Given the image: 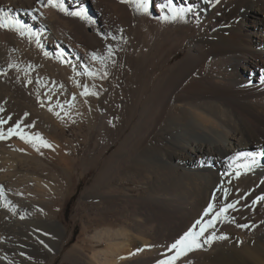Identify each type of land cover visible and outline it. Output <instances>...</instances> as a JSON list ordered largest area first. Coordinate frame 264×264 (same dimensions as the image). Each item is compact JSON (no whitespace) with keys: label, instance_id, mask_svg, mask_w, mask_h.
I'll use <instances>...</instances> for the list:
<instances>
[{"label":"bare ground","instance_id":"6f19581e","mask_svg":"<svg viewBox=\"0 0 264 264\" xmlns=\"http://www.w3.org/2000/svg\"><path fill=\"white\" fill-rule=\"evenodd\" d=\"M165 2L150 0L145 14L121 0H64L69 11L86 10L87 22L39 0H0V15L7 12L32 33L0 28V120L10 117L0 130L22 122L23 132L50 142L43 133L50 122L19 118L26 92L23 82L5 74L3 59L14 48L23 65L56 78L69 73L71 92L95 93L71 112L83 116L77 124L84 125L86 142L96 137L83 164L85 176L98 169L85 193L95 208L84 215L97 250L87 257L85 240L65 260L264 264V0H173L177 8H192L176 21L163 19L170 15L160 10ZM206 28L212 34L177 59L178 50ZM18 139H1L0 155L16 157L47 178L16 162L10 165L14 182L0 176V264H45L65 234L57 221L65 196L58 171L65 176L74 165L65 152L54 153L51 142L27 143L26 151ZM245 153L256 158L247 172L239 166L252 163L251 157L235 159ZM129 181L144 186L145 195L130 194ZM228 204L235 208L199 237L201 247L177 257L172 245L189 231L199 232L197 221L208 223ZM92 210L100 211L98 218ZM122 212L133 218H121Z\"/></svg>","mask_w":264,"mask_h":264},{"label":"rangeland","instance_id":"374dc122","mask_svg":"<svg viewBox=\"0 0 264 264\" xmlns=\"http://www.w3.org/2000/svg\"><path fill=\"white\" fill-rule=\"evenodd\" d=\"M210 34H212L210 28L201 30L198 36H195L188 41L184 49L178 50L179 56L177 59L184 58L189 53L192 46L195 45V41L198 38ZM12 53L13 54L11 55V57L10 54L8 53V55L4 56L3 58L5 64H8L9 67V68L7 67L8 70L6 69L7 72L9 70L12 72V73L10 71L8 73L5 72V74H8L10 78L14 77L13 80L17 78L15 80L17 82L18 81L23 82V87L26 92V94L20 101L23 111L20 114L19 118L21 119V121L25 120V123L26 120L32 119L33 117H35L37 121H41L44 123L50 122V124H52V128L49 129V131L48 130L44 131L43 133L46 139L52 143V147L55 148L53 152L55 153V150L57 154L58 152H60L58 154L59 156L65 152L64 155L66 154L65 156L69 157L67 159L68 160L70 159L71 164L74 165V167L73 166L71 167V171L65 176L64 173L58 171V174L65 179L64 180L65 196L63 203L60 205V208L58 209L57 221L59 222V225L64 229L65 234H64L63 243L61 244V249L57 254L55 253L51 254L50 257L47 258L45 264H76L74 261L65 260V255L75 245L77 246L80 245V247H83L85 245L84 241L89 240L88 246L86 248L87 250L85 249V253L89 258L92 257L94 250H97L96 249L97 242L95 239H93L95 231L85 230L84 215L86 211H88L86 209L87 208L91 209V207L94 205V202L92 203V201L88 199L87 194L85 193L86 191L90 190L93 187L94 180L98 175V169L93 167L92 174L90 176H85L86 169L83 164L84 158H86L87 156V150H91L93 148V143L95 142L96 137L94 134V136L91 139L87 140L86 142V133L84 131V125H81L80 127L77 124V121H79V117L81 118L83 116L82 115L78 116L75 115L76 113H73V111L71 112V109L77 107L79 104L80 105L84 104L83 102H85L84 100L85 95L82 92L73 93L69 90V73L65 74V76L63 77L61 76L60 78H56L55 76L50 74V72L44 70L37 71L38 70L37 68L34 69L31 66L27 65L26 63H25L26 65H23L24 62L20 58H17V56H19V52L17 51V49L14 48V52ZM14 55L17 56L15 57ZM7 58L9 59V61ZM11 67L12 70L14 69L13 70L14 72L11 70ZM31 107L34 108L35 111L38 113V114L36 113V116L33 114ZM0 108L3 109L2 105H0ZM69 112L71 113L69 114ZM60 122L61 124H59ZM2 140L0 139L1 142ZM4 141L2 143L0 142V147L3 146ZM17 143L22 144V146H24L26 151L30 149V146L27 145L25 141L18 139ZM42 148L41 151L43 150ZM1 150H3L2 147L0 148V151ZM45 151L46 150H43V153ZM54 153L53 155L57 157L56 154ZM7 155L8 154L5 155L4 153H1L0 155V165H2L0 169V173H1L0 176L6 177L8 181L14 182V179L10 178V176H12V167L10 165L11 163H13L14 165L15 162L17 168L22 167L23 170L24 169L36 170L39 172L38 175L41 178L43 179L47 178V175L40 172L39 169H36L35 167L32 166L23 167L22 165H20L19 162H17L18 158L11 157L10 155L8 157ZM2 156H3L2 158L3 161L1 160ZM260 161L264 163V155H261ZM8 163L10 167L7 165ZM128 183H129V188L127 189L128 191H130V194L132 195L141 194L142 196L145 195L144 192L142 191L145 188L144 186L135 185L131 181L127 182V184ZM89 203L91 204V206ZM89 212L92 214V217H96V218H98V215L100 214L99 213L100 211L97 212L95 210ZM104 213L107 212L104 211ZM121 215H122L121 218L123 217L125 218L126 216H127L126 218H129L130 216H131L130 218H133L132 217L133 215H131V213L127 215L126 212H122ZM155 230H158V226L155 227Z\"/></svg>","mask_w":264,"mask_h":264},{"label":"snow or ice","instance_id":"6c2138e0","mask_svg":"<svg viewBox=\"0 0 264 264\" xmlns=\"http://www.w3.org/2000/svg\"><path fill=\"white\" fill-rule=\"evenodd\" d=\"M122 3H130L133 4L137 11L143 12L147 14L149 12V5L150 0H121ZM219 3V0H204V3L206 4H213V3ZM39 3L42 7L50 6L52 8H56L57 10L64 12L66 15L77 17L81 20L91 22L90 17L87 14V11L84 9L76 10V11H69L68 8L64 6V0H39ZM160 10L162 12L170 13V15H164L163 19L176 21L177 19H182L185 12H191L192 8H177L175 4L173 3V0H166L165 3H162L160 5ZM2 11V10H0ZM0 28L8 29V30H15L18 32L21 36L25 35H32L31 30L27 29L22 23L16 20H12L8 18V13L3 12L2 15H0ZM115 39V37H113ZM111 49H109V55H111ZM47 55V53H45ZM93 60L100 59V57L96 56L95 54L92 55ZM89 76H93L94 73L88 72ZM84 95H94L95 93L89 92L87 88H85V91L83 93ZM0 111H3V109H0ZM10 117L0 120V126L3 124H6ZM22 123V122H21ZM21 123H16L13 127L8 128L7 131L0 130V139L9 138L12 136H18L20 139L24 140L26 143L32 144L34 147L37 145L43 146V147H51V145L44 140L42 136L39 135H28L21 129ZM245 157H251L252 163L249 164H242L239 167L244 169L245 172L251 171L253 164L256 162V158L252 153H245L241 156H237L235 159L240 160L241 158ZM240 175V172H237V176ZM261 200H264V197H261ZM234 204H228L223 209H221L219 212L216 213V218L209 221L208 223H202L201 221H197V224L200 225L199 232H196L195 230L189 231L186 233V235L179 240L176 244H173L172 247L176 250L177 257L186 254L189 251H192L194 249H198L201 247L199 243V237H203L205 233L208 231L210 227H213L217 220H219L220 217H226V213L229 209H234ZM213 211V208L210 206L208 211L205 212V215L207 216L209 213ZM212 239H215L213 237ZM212 240H206L205 243H211ZM177 257H173L172 260L174 261ZM167 264H172V261H168Z\"/></svg>","mask_w":264,"mask_h":264}]
</instances>
